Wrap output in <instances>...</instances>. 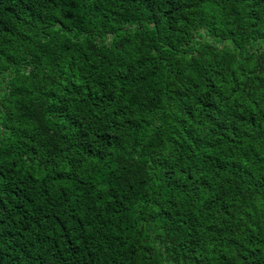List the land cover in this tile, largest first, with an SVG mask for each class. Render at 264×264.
Returning <instances> with one entry per match:
<instances>
[{
    "label": "trees",
    "instance_id": "obj_1",
    "mask_svg": "<svg viewBox=\"0 0 264 264\" xmlns=\"http://www.w3.org/2000/svg\"><path fill=\"white\" fill-rule=\"evenodd\" d=\"M0 264H264V0H0Z\"/></svg>",
    "mask_w": 264,
    "mask_h": 264
}]
</instances>
